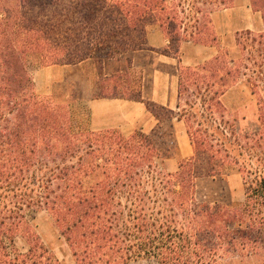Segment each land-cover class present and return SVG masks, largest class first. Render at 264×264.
<instances>
[{
    "label": "trees",
    "instance_id": "obj_1",
    "mask_svg": "<svg viewBox=\"0 0 264 264\" xmlns=\"http://www.w3.org/2000/svg\"><path fill=\"white\" fill-rule=\"evenodd\" d=\"M77 1L0 0V264H63L34 224L40 210L75 264H264V31L238 32L233 50L181 65L171 110L132 94L133 54L149 49L147 29L158 25L170 41L164 55L179 57L184 42L213 46V14L235 0ZM251 4L264 20V0ZM29 54L43 66L88 63L98 70L92 99L143 102L156 126L128 136L76 129L69 106L37 94ZM242 82L254 107L249 131L224 102ZM176 119L193 147L188 158ZM175 158L178 169L165 170ZM230 167L243 178L244 200L200 201L199 179Z\"/></svg>",
    "mask_w": 264,
    "mask_h": 264
},
{
    "label": "rangeland",
    "instance_id": "obj_2",
    "mask_svg": "<svg viewBox=\"0 0 264 264\" xmlns=\"http://www.w3.org/2000/svg\"><path fill=\"white\" fill-rule=\"evenodd\" d=\"M81 2V0H78L75 3L80 5ZM249 4L252 7L251 0H235L231 6H237V9L239 8L242 12V16H244V14L248 15L246 8L247 6L249 7ZM227 9H222L217 12H221L220 15H222L224 10ZM252 9L256 11L253 7ZM223 15L227 16L226 13ZM262 15L263 14L261 12H258L259 19L263 18L261 17ZM219 20L220 22L222 21V19ZM223 20L224 21L222 22L226 24L227 18L224 17ZM212 21L214 33L217 35V38L220 37L221 40L224 39L225 48L233 50L235 47L234 44L236 35L235 37H232L231 35L228 36L226 33L223 34L224 31L220 28L221 23L218 22L215 24L214 20ZM149 28L153 29L152 26ZM143 55L144 56H139L136 59V63L132 65L131 68V77L133 81L132 94L137 97L142 96L143 94L145 79H147L145 87L146 91L150 92V87L152 88V77L156 74L154 67L155 63L153 60L154 55L151 53H144ZM27 62L31 75L35 79L36 92L40 98L45 101V104L51 107L57 105L58 108L62 110L69 106L74 117V123L77 127L76 129H88L90 122L92 121V115L89 111V101L93 97L92 90L96 86L98 80V70L92 66L87 68V70L83 67L46 68L42 65L41 59L36 54H29L27 56ZM121 65L124 67L126 63ZM113 67L114 65H110L111 71H113ZM250 93L249 88L244 82H242L233 87L227 98L224 99L231 116L233 118H237L239 121L238 124L241 125V128L248 131L254 130L255 128L254 123H252L254 112L253 109L250 110L249 104L250 99H252V97H250ZM144 101H148V99H145ZM251 105H253V103ZM151 108L154 111L160 112V109L157 107L151 106ZM148 112L145 118L144 130L139 129L144 132H149V129L156 125L154 116L150 111ZM243 117H246L245 121L242 120ZM132 125V123L131 125H126L124 129V132H126L125 134L130 132L129 130L132 128ZM185 132L184 125L182 123L177 124L175 134L176 138H178L180 146H184L185 148H187V146L191 147L189 138ZM183 140H186V142L183 143ZM179 162L180 158L172 159L167 162L164 169L169 172H174L178 169ZM198 183L197 197L200 201L220 202L233 200L239 202L244 200V181L241 174H239L237 169L234 167L226 169L224 173L214 179L211 177L201 178ZM33 215H35L34 224L36 225L45 246L61 263L75 264L71 249L64 237L61 235L59 227L56 225L54 219L49 215V213L44 210H40L35 214L33 213L32 216ZM17 245L22 251L27 250V246L22 239H17ZM131 264H156V262L143 260Z\"/></svg>",
    "mask_w": 264,
    "mask_h": 264
},
{
    "label": "crops",
    "instance_id": "obj_3",
    "mask_svg": "<svg viewBox=\"0 0 264 264\" xmlns=\"http://www.w3.org/2000/svg\"><path fill=\"white\" fill-rule=\"evenodd\" d=\"M247 11L248 15L244 14V16H242L241 10L239 8L237 9V6H234L230 9L224 10L227 16L223 15L225 14L224 12L222 13V15H220L221 12H216L213 14L212 19L214 20V23L217 24L218 22H220L219 19H222V21H224V17L227 18L226 24L222 21L220 22V28L223 29V34L226 33L228 34V36L231 35L232 37H235L238 32L244 30L263 32L264 20L263 18H261L262 16L260 17L261 19H259L258 12L254 11L250 4L249 7L247 6L246 8V12ZM152 28L153 29L148 28L146 33L147 44L149 49L137 51L133 54V65L136 63L135 61L139 56H144V53H151L154 55L153 60L155 63L154 67L156 74H154V76L152 77V88L150 87V92L146 91L145 87L147 79H145L143 86L144 90L141 97L143 100L148 99V101H152L156 104L167 107L168 109L176 110L179 93V67L181 65L196 67L204 64L207 61L212 60L218 55L219 51L222 48H225V40H221L220 37H218L217 44L213 46L196 44L193 42H184L180 45L179 57H176L174 55L170 56L164 55L162 53V51L166 50L170 46V41L158 25H154L152 26ZM45 67H83L85 68V70H87V68L91 66L88 63H80L77 65L70 66L52 65ZM228 94L224 97V99L227 98ZM249 104L250 110L253 109L254 112V107L253 105H251V99ZM89 111L92 115V121L90 122V126L88 127L89 130L117 129L127 136L131 135L135 130L143 129L145 127L144 123L148 112L143 102L122 98L91 99L89 101ZM131 123L133 125L132 128L129 130L130 132L125 134L126 132H124V129L126 125H131ZM181 123L185 127L183 121H179L176 119L174 121L175 128L177 124ZM155 126L151 127L149 129V132ZM185 134L187 135V131L185 132ZM184 142H186V140H183V143ZM179 148L182 157L188 158L193 155L192 145L191 147L187 146V148H185L184 146H180L179 144Z\"/></svg>",
    "mask_w": 264,
    "mask_h": 264
}]
</instances>
